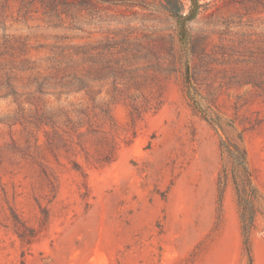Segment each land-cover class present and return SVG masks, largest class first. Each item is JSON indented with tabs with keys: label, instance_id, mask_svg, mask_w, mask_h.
<instances>
[{
	"label": "rangeland",
	"instance_id": "1",
	"mask_svg": "<svg viewBox=\"0 0 264 264\" xmlns=\"http://www.w3.org/2000/svg\"><path fill=\"white\" fill-rule=\"evenodd\" d=\"M197 1L0 0V264H251L221 137L264 264V0Z\"/></svg>",
	"mask_w": 264,
	"mask_h": 264
},
{
	"label": "trees",
	"instance_id": "2",
	"mask_svg": "<svg viewBox=\"0 0 264 264\" xmlns=\"http://www.w3.org/2000/svg\"><path fill=\"white\" fill-rule=\"evenodd\" d=\"M166 5L170 13L176 18V20L181 24L182 31L186 30V22L193 19L199 13L201 7L197 0H191V9L187 15H183L180 4L182 0H165ZM221 147L224 152H226L234 167L233 182L235 184L236 192L238 195L239 208H240V220L242 223V234L244 237V249L245 255L248 257L249 262H253V247H252V233L255 227L256 219V207H255V197L256 188L249 176L246 152L244 148L229 139L221 137ZM227 175H222L220 179V194L219 203L220 207L223 205V198L226 188Z\"/></svg>",
	"mask_w": 264,
	"mask_h": 264
}]
</instances>
